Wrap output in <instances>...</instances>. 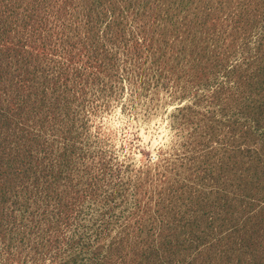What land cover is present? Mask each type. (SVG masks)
<instances>
[{
  "label": "rangeland",
  "instance_id": "rangeland-1",
  "mask_svg": "<svg viewBox=\"0 0 264 264\" xmlns=\"http://www.w3.org/2000/svg\"><path fill=\"white\" fill-rule=\"evenodd\" d=\"M0 264H264V0H0Z\"/></svg>",
  "mask_w": 264,
  "mask_h": 264
},
{
  "label": "trees",
  "instance_id": "trees-1",
  "mask_svg": "<svg viewBox=\"0 0 264 264\" xmlns=\"http://www.w3.org/2000/svg\"><path fill=\"white\" fill-rule=\"evenodd\" d=\"M140 171H142L141 168H140ZM147 172H148V171H147Z\"/></svg>",
  "mask_w": 264,
  "mask_h": 264
}]
</instances>
